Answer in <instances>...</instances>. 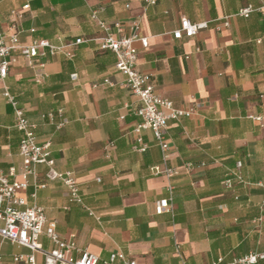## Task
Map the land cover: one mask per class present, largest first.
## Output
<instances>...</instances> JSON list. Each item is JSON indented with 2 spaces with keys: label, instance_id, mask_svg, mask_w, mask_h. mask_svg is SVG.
<instances>
[{
  "label": "crops",
  "instance_id": "obj_1",
  "mask_svg": "<svg viewBox=\"0 0 264 264\" xmlns=\"http://www.w3.org/2000/svg\"><path fill=\"white\" fill-rule=\"evenodd\" d=\"M263 5L264 0H158L153 6L146 0H0V33L18 31L23 45L34 39L84 40L73 61L38 59L48 74L42 84L22 56L0 79V175L12 167L20 173L22 167L23 134L4 95L8 89L37 125L38 144H51L55 169L75 173L94 216L69 201L61 181L46 179L45 165L37 171L46 187L36 189L31 179L20 196L28 206L42 207L49 220L57 221L61 238L97 255L100 264L113 253L137 264H233L264 252V121L250 118L264 117V13L236 16L243 8ZM101 7L100 18L120 22L124 36L140 23V36L149 45L135 44L138 69L150 76L156 92L178 109H196L191 117L169 122L166 166L182 168L180 175H153L151 168L164 160L150 131L143 132L147 151L134 150L133 130L142 121L135 112L142 102L117 71L116 55L101 49L105 33L91 18ZM13 11L23 18L17 20ZM183 18L209 22V28L175 39ZM60 110L68 123L58 129ZM48 113L55 114L54 121L43 118ZM239 161L243 182L235 178L227 189L224 181L238 172ZM170 186L173 211L159 213L157 203L170 197ZM40 243L47 251L55 248L45 236ZM0 251L3 264L32 254L1 237ZM34 255L37 264H45L41 253Z\"/></svg>",
  "mask_w": 264,
  "mask_h": 264
},
{
  "label": "built area",
  "instance_id": "obj_2",
  "mask_svg": "<svg viewBox=\"0 0 264 264\" xmlns=\"http://www.w3.org/2000/svg\"><path fill=\"white\" fill-rule=\"evenodd\" d=\"M158 0H146L147 5H155ZM129 7V6H128ZM29 5L23 9H28ZM104 11L101 7L91 13V18L96 22L98 27L105 33L101 39V49L103 51H111L116 55V69L126 76L127 84L133 94L142 102L135 114L141 118L139 123L133 130L134 150L137 152H146L148 144L144 141L143 132L150 131L156 143L161 147L163 152V164L155 165L151 168L153 175H163L167 178L180 175L182 168H174L166 166L169 157L170 145L167 137L170 121H177L184 117H191L195 114L196 109L182 110L174 106V103L160 96L155 86L150 81V76L142 73L138 69L139 51L135 44L141 42L144 48L149 43L146 38L140 36V23L132 24V33L130 36H124L123 26L120 22H106L100 18L99 14ZM254 12L264 13V5L260 8L248 6L241 9L236 16L249 18ZM17 20L23 18V14L13 11ZM16 20V21H17ZM14 21L13 28L17 29V22ZM228 19L225 22L229 26ZM209 22L193 23L187 18L182 19L181 28L174 32L175 39L182 37H193L201 30L208 29ZM36 30L32 29L31 33ZM84 42L83 39H77L74 42L52 44L50 41L34 39L27 45L21 44L19 32L0 33V79L4 80L8 76L10 67L15 65L18 57H25L30 66L36 70L35 82L42 84L48 77L45 72L46 64L38 59L50 56L56 58L63 56L69 61H73L76 57L75 48ZM263 43V40H258ZM78 73L71 75V80L77 82ZM106 84L112 85L109 80L104 81ZM5 97L12 106L15 114V127L23 134L19 146V156L22 159L21 172L17 173V168L12 167L8 174L0 175V237L3 240L10 241L14 244L26 247L32 251L30 255L14 256L16 264H37L34 253L39 252L44 256L45 264H100V258L87 250L78 247L74 240H65L61 238L57 231V221L49 220L45 210L37 205L28 206L24 197L20 196L22 191L27 190L31 185V179L36 189L45 188L47 183L40 181L37 167L45 165L49 171L46 179L51 181H61L68 190V198L71 203L80 204L90 215L94 216L93 211L85 204L83 196L80 192V185L77 181L75 173L72 171L59 172L55 169V160L52 158L50 147L51 144H38L37 141V125L31 123L26 117L25 109L19 105L16 98L9 92L5 91ZM62 121L57 125L60 129L68 123L64 117L63 110L59 111ZM43 118L55 120L54 113L44 114ZM250 118L259 123H263L264 117L251 115ZM263 125V124H262ZM243 163H237V173H231L224 181L227 189L234 187V179L240 183L243 182L240 170ZM191 164L186 165L185 169L190 170ZM21 176L22 181H18L17 177ZM13 178V180H12ZM264 189V184H260ZM170 197L157 203L159 213L173 211V191L172 186L169 187ZM36 197V193L32 195ZM264 203V201H263ZM100 220L99 218H97ZM42 236L47 237L55 245L51 251H47L40 243ZM77 255V256H76ZM123 264H137L136 261L130 260L124 253H113L108 261L102 264H116L117 261ZM264 260V252L252 253L233 264H257ZM0 264H3L2 253L0 251Z\"/></svg>",
  "mask_w": 264,
  "mask_h": 264
}]
</instances>
